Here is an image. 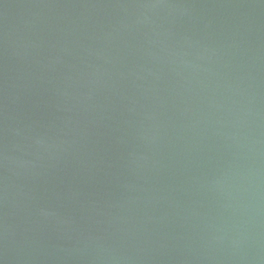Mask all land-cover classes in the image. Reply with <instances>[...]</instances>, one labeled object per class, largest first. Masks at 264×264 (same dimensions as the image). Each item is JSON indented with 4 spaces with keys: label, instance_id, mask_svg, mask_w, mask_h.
<instances>
[{
    "label": "water",
    "instance_id": "obj_1",
    "mask_svg": "<svg viewBox=\"0 0 264 264\" xmlns=\"http://www.w3.org/2000/svg\"><path fill=\"white\" fill-rule=\"evenodd\" d=\"M0 264H264V0H0Z\"/></svg>",
    "mask_w": 264,
    "mask_h": 264
}]
</instances>
